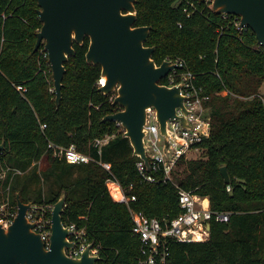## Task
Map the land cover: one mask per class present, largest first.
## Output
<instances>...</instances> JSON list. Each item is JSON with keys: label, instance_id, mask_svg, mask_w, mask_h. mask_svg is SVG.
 I'll list each match as a JSON object with an SVG mask.
<instances>
[{"label": "trees", "instance_id": "16d2710c", "mask_svg": "<svg viewBox=\"0 0 264 264\" xmlns=\"http://www.w3.org/2000/svg\"><path fill=\"white\" fill-rule=\"evenodd\" d=\"M135 6V26L152 27L145 45L155 47L156 64L184 61L202 88L210 129L193 148L203 156H182L172 182L143 184L129 140L115 122L102 120L120 108L112 105L114 94L98 91L100 66L85 58L89 39L73 44L56 107L42 45L33 52L42 25L36 0H0V200L8 188L12 206L18 193L22 202L42 208L65 193L63 222L84 228L86 241L99 250L98 264H136L139 241L129 208L172 219L181 212L178 192L184 190L207 197L211 210L229 213V220L212 222L208 241L172 242L167 264H264V47L249 28L235 27L234 16L224 19L204 1L190 16L180 0H137ZM14 85L27 90L22 94ZM106 134L114 136L98 153L93 141ZM49 142L73 145L110 170L94 161L69 164L53 156ZM110 180L135 200H114Z\"/></svg>", "mask_w": 264, "mask_h": 264}, {"label": "water", "instance_id": "95a60500", "mask_svg": "<svg viewBox=\"0 0 264 264\" xmlns=\"http://www.w3.org/2000/svg\"><path fill=\"white\" fill-rule=\"evenodd\" d=\"M41 28L36 34L33 52L42 45L47 52L55 91V105L62 97L65 63L75 55L73 44L82 45L89 39L86 62L99 65L104 84L98 91L114 94L112 105L120 110L102 120L120 123L123 137L129 140L133 155L149 167L146 155L144 128L146 110L153 108L161 134L167 137L168 120L178 119L186 129L188 113L180 87L162 83L174 65L164 60L160 65L153 59L154 46H146L151 26H135L137 0H36ZM211 10L216 14H230L240 18V28H249L264 47V0H213ZM177 108L184 113L177 115ZM5 143H0V151ZM225 183H229L226 166L220 167ZM66 195L62 193L51 211L49 249L39 233L33 229L27 213L32 203L21 201L16 194V215L5 228L0 224V264H94L100 258L91 256L90 243L79 258H69L65 249L72 247L67 239L68 228L62 214Z\"/></svg>", "mask_w": 264, "mask_h": 264}, {"label": "built area", "instance_id": "2783aa9c", "mask_svg": "<svg viewBox=\"0 0 264 264\" xmlns=\"http://www.w3.org/2000/svg\"><path fill=\"white\" fill-rule=\"evenodd\" d=\"M185 6L183 11L190 16L198 10L199 4L204 1L211 7L213 0H180ZM234 16V25L238 30L240 28V18L235 15L222 14L224 19ZM179 26H181L179 24ZM42 53L47 58V52L42 47ZM48 60V58H47ZM175 68L169 71L162 80L163 84L169 87H180L181 94L185 96L184 105L188 111L185 115L188 124L192 127L186 129L181 122L176 119L167 121L165 137L160 132L159 123L156 119V111L153 108L146 110L147 119L144 126L146 134L144 144L146 155L148 157L149 167L143 160L136 164L138 174L143 184H165L172 182V171L177 161L186 156L192 150L195 144L202 141L209 135L210 123L209 117L204 116L205 108L203 102L205 96L201 95L202 88L194 83V75L187 69L184 61L176 59H165ZM104 84V79L100 77L97 86ZM15 89L24 94L26 88L22 85H14ZM177 115L183 116L184 113L177 108ZM118 132L124 133V128L120 123H116ZM46 128L45 124L41 129ZM114 135L106 134L102 138L93 141L94 147L101 151V147L108 143ZM48 149L52 151L54 157L64 159L69 164H87L91 161L97 162L106 170H110V164L100 160H94L91 156L76 150L73 145L63 147L54 143H48ZM5 176V170L0 169V179ZM109 184H116L121 192V197L116 198L109 189ZM107 187L113 198L121 203L129 204L135 200V196H126L120 185L110 180ZM227 190H230L228 188ZM178 203L181 212L172 219L149 218L142 212H137L129 208L130 217L133 223L132 235L139 241V252L136 264H167L169 257V246L172 242L191 243L205 242L210 238V224L212 222L224 223L229 220V213L212 211L207 197H201L192 192L179 190ZM53 206L38 208L32 205L27 213L30 222H35L34 231L39 233L45 243V249H49V237L51 234V211ZM17 206H12L8 188L0 200V224L7 227L16 215ZM48 213L50 214L48 216ZM68 228L67 239L72 243V247L65 249L69 258H79L85 248L90 244L85 239L84 228H78L75 224H65ZM91 256H99L97 247L92 246L89 250ZM99 260L94 264H98Z\"/></svg>", "mask_w": 264, "mask_h": 264}, {"label": "rangeland", "instance_id": "374dc122", "mask_svg": "<svg viewBox=\"0 0 264 264\" xmlns=\"http://www.w3.org/2000/svg\"><path fill=\"white\" fill-rule=\"evenodd\" d=\"M50 74H51V72H50ZM52 79V78H51ZM52 83V85H53V81L51 82ZM51 85V87L49 88V91L51 92V93H55V91H54V87ZM259 96L260 97H262V98H264V83L261 85V87H260V89H259ZM204 116L205 117H207L208 116V110L207 109H205V111H204ZM197 151V150H196ZM203 156V154H202V151L201 150H199V151H197V152H189L186 156H185V158L186 159H197V158H201ZM0 169H1V167H0ZM182 170V168H179V169H177V171H181ZM176 171V172H177ZM110 185V184H109ZM110 195H111V193H110ZM112 196V195H111ZM112 198H113V196H112ZM114 199V198H113ZM115 200V199H114Z\"/></svg>", "mask_w": 264, "mask_h": 264}, {"label": "bare ground", "instance_id": "6f19581e", "mask_svg": "<svg viewBox=\"0 0 264 264\" xmlns=\"http://www.w3.org/2000/svg\"><path fill=\"white\" fill-rule=\"evenodd\" d=\"M108 186H109L111 193L114 195V197L116 198L121 197L120 189L116 184H110Z\"/></svg>", "mask_w": 264, "mask_h": 264}, {"label": "crops", "instance_id": "0c3cea01", "mask_svg": "<svg viewBox=\"0 0 264 264\" xmlns=\"http://www.w3.org/2000/svg\"><path fill=\"white\" fill-rule=\"evenodd\" d=\"M197 151H199V149L197 150ZM196 150H192V151H190V152H197Z\"/></svg>", "mask_w": 264, "mask_h": 264}]
</instances>
